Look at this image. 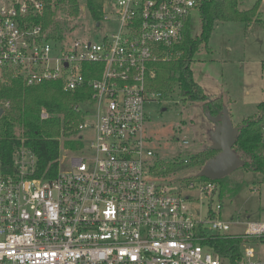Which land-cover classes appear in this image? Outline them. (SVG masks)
<instances>
[{
    "label": "built area",
    "instance_id": "built-area-1",
    "mask_svg": "<svg viewBox=\"0 0 264 264\" xmlns=\"http://www.w3.org/2000/svg\"><path fill=\"white\" fill-rule=\"evenodd\" d=\"M203 2L105 0L99 25L111 21L114 30L93 42L49 38L43 0H0V85L89 91L73 107L80 120L72 139L83 146L67 169L58 158L54 178H36L34 153L20 148L12 171L0 172V264H264V222L224 221L211 198L205 217L194 218L192 196L156 180L165 168L149 146L145 105L161 95L149 82L156 64L180 55L185 25ZM8 109L0 101L2 116ZM185 186L219 198L215 182ZM226 236L242 241L238 260L213 250Z\"/></svg>",
    "mask_w": 264,
    "mask_h": 264
},
{
    "label": "rangeland",
    "instance_id": "rangeland-1",
    "mask_svg": "<svg viewBox=\"0 0 264 264\" xmlns=\"http://www.w3.org/2000/svg\"><path fill=\"white\" fill-rule=\"evenodd\" d=\"M256 2L259 3L256 18L262 21L264 0H241L238 10H249ZM79 4L81 10L75 17L63 9L55 12V22L61 25L66 41H100L114 30L111 21L96 27L88 11L82 10L85 0H79ZM104 11L110 17L113 7L109 4ZM200 31L199 12L195 9L190 17L192 39L199 37ZM190 70L204 94L221 97L227 104L233 126L241 125L244 120L255 116L257 105L264 102V26L255 22L248 25L216 22L207 45H201L193 56ZM160 95L145 105L149 146L155 151L154 161L165 168L156 180L172 192L181 189L182 196L191 195L186 206L194 218L198 214L205 217L211 198L213 209L217 204L221 205L220 218L224 221L264 222V179L260 173L241 167L217 180L219 198L199 194L197 189L189 191L185 184L199 182L197 174L201 168L184 164V160H188L189 154L210 146L209 133L213 125L207 120L202 104L182 99L176 87L171 93ZM262 132L264 137V129ZM74 134L73 128L65 137L72 139ZM65 137H59L62 170L67 169L70 157L77 154V149L63 144ZM83 137L92 139V132H83ZM184 142L187 145H183Z\"/></svg>",
    "mask_w": 264,
    "mask_h": 264
},
{
    "label": "trees",
    "instance_id": "trees-1",
    "mask_svg": "<svg viewBox=\"0 0 264 264\" xmlns=\"http://www.w3.org/2000/svg\"><path fill=\"white\" fill-rule=\"evenodd\" d=\"M241 0H204L199 8L200 35L192 39L190 20L183 31V41L178 47L180 55L170 62L155 65V77L150 87L157 93L169 94L177 88L182 99L192 103H201L205 112L216 115L224 106L221 97H208L192 76L190 65L192 58L201 45H207L216 22H255L264 26L257 19L259 3L246 11H239ZM44 10L40 22L43 29L49 30V38L59 39L62 35L61 25L55 22V12L63 9L69 16L80 13L79 0H43ZM105 0H85V9L97 24L102 20ZM95 24V26H96ZM89 95L88 90L63 92L59 83H43L36 87H25L20 80L12 79L0 85V101L8 102L9 109L0 118V172L12 171V154L23 148L35 155L34 177L52 179L58 171L60 136L71 134L80 118L73 107ZM41 112L47 117L42 119ZM243 129L239 132L233 151L244 161L243 168L263 175L264 179V102L257 105L255 116L244 120ZM17 130V133H16ZM64 145L79 149L81 142L75 139H64ZM216 152L209 146L189 154L188 163L202 167ZM199 181H210L197 177ZM217 183V181H212ZM242 241L233 237H221L211 242L213 250L231 261L240 258Z\"/></svg>",
    "mask_w": 264,
    "mask_h": 264
},
{
    "label": "water",
    "instance_id": "water-1",
    "mask_svg": "<svg viewBox=\"0 0 264 264\" xmlns=\"http://www.w3.org/2000/svg\"><path fill=\"white\" fill-rule=\"evenodd\" d=\"M98 26L99 23L96 24V27ZM1 116L2 110H0ZM205 116L213 125V129L209 133L211 143L209 148L216 152V154L204 163L197 177L217 181L228 176L238 168L243 167L245 164L233 151L236 138L244 125L233 126L229 112L225 106L216 115H211L210 111L206 110Z\"/></svg>",
    "mask_w": 264,
    "mask_h": 264
},
{
    "label": "crops",
    "instance_id": "crops-1",
    "mask_svg": "<svg viewBox=\"0 0 264 264\" xmlns=\"http://www.w3.org/2000/svg\"><path fill=\"white\" fill-rule=\"evenodd\" d=\"M256 3H258V2H256ZM258 9H259V7H258ZM259 11V10H258ZM258 11H257V14H258ZM260 20V19H259ZM263 22H264V20H262ZM251 24V23H250ZM248 25V24H247ZM198 84V83H197ZM201 86V85H200ZM202 87V86H201ZM206 95V94H205ZM224 106L226 107V108H228L227 107V104L226 103H224ZM229 117H230V113H229Z\"/></svg>",
    "mask_w": 264,
    "mask_h": 264
}]
</instances>
